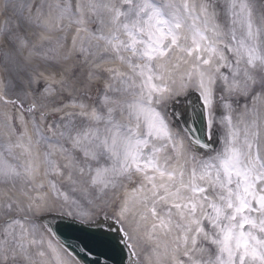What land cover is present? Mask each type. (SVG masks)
<instances>
[{"label":"snow or ice","instance_id":"obj_1","mask_svg":"<svg viewBox=\"0 0 264 264\" xmlns=\"http://www.w3.org/2000/svg\"><path fill=\"white\" fill-rule=\"evenodd\" d=\"M215 3L216 0H5L3 4L4 11L13 8L22 16L26 10L27 22L48 30L64 31L73 23L78 25L72 47L76 49L81 32L87 33L88 46L80 38L77 49L85 62L95 54L90 49L99 48L103 42V52L126 63L131 70L129 74L109 68L111 79L119 81L121 87L105 82L95 97L85 94L88 99L98 100L99 106H90L84 100L74 102L81 109L77 115L89 121L86 127L73 131V121L69 120L63 128L50 126L53 135L46 136L35 117L33 126L36 143L43 141L49 149L57 150L51 143L57 135L54 128L59 129V137L70 141V149L63 145L58 148L66 153L62 167L52 159L53 151L46 152L43 161L57 174L67 170L69 182L78 183L73 176L76 172L80 177L87 176L89 185L98 186L100 191L114 187L119 178L135 185L114 219L124 226L129 204H139L144 210L141 218L150 214L154 220L150 236L157 230L171 235V243L165 244L163 251L157 245V264H264V117L253 110V119L240 128L231 116V100L215 90L219 80L230 96H251L253 101L264 96V27L255 25L248 0H226L224 12L231 27L230 39L225 42L221 26L212 22L218 18ZM64 20H68V26ZM106 23L111 25L108 31L104 30ZM92 24L97 27L93 29ZM237 26L243 29L239 37ZM63 39L66 41L67 36ZM181 64L190 67L176 79L174 72ZM38 82L34 78L31 83ZM189 90L197 93L201 104L200 113L195 104L191 105V116L202 113L205 127L201 138L193 119L186 135L190 147L215 152L206 154V158L195 152L183 156V139L172 131L168 121V102L187 97ZM44 91L53 89L46 83ZM110 93L127 94L128 98L116 99ZM217 100L222 103L216 104ZM5 103L17 101L5 99ZM214 108L226 113L218 121L226 125L219 150L209 143L217 122ZM27 111L37 113L36 105H29ZM37 114L48 116L46 112ZM18 119L23 124L16 145L19 147L27 136V123L23 115ZM8 127L14 125L8 123ZM28 142L31 144V136ZM102 159L107 162L100 163ZM37 167L32 160L22 167L4 160L0 161V175L5 179L31 178ZM51 183L56 188L55 181ZM28 207L33 210L32 204ZM35 210L55 209L37 205ZM79 223L95 225L85 219H79ZM17 225L22 229L17 244L21 254H26L23 237L27 230L20 219L10 218L5 234L15 239ZM95 227L91 233L94 244L105 247L124 240L125 246L131 248L129 241L133 237L126 228L121 237L112 235L110 226L107 232L100 225ZM120 231L117 229V233ZM3 250L7 260V240Z\"/></svg>","mask_w":264,"mask_h":264},{"label":"bare ground","instance_id":"obj_2","mask_svg":"<svg viewBox=\"0 0 264 264\" xmlns=\"http://www.w3.org/2000/svg\"><path fill=\"white\" fill-rule=\"evenodd\" d=\"M23 2L27 3L28 0H23ZM36 2L39 3V0H36ZM195 2L199 3L200 0H195ZM208 2L211 3L212 0H208ZM248 3L251 5L255 25L264 27V0H248ZM225 7L226 0H216L215 11L218 14V18L212 22L218 23L221 26L225 42H227L230 39L229 29L231 24L229 17L224 12ZM24 13L27 14V11L25 10ZM63 23L66 26L69 25L68 20H64ZM28 24V29L25 33L28 34V36H31L30 41H32V45L26 47L30 54L33 53L34 47H36L40 41L44 40L47 35L59 34L62 36H74L78 27V25L73 23L66 27L64 31H57L54 29L48 30L44 27H39L34 23L28 22ZM90 27L94 29L97 25L92 24ZM110 28L111 25L106 23L104 30L108 31ZM14 32L17 33L16 30H14ZM242 32L243 29L237 26L238 37L242 34ZM7 33L8 31L6 29L2 38L3 40L6 38L5 35ZM81 33L84 34L85 32ZM21 34V32L17 33L19 36H21ZM2 39L0 38V46L3 50L7 51L3 47ZM261 39L264 40V37ZM225 54L230 60L233 59L230 52L226 51ZM56 55L59 57V54ZM78 56H82V54ZM106 58V56L103 57L104 60H106ZM123 64L125 67L122 70L130 74L131 70L128 65L124 62ZM4 66L5 63L0 60V98H2L0 99V161L6 160L17 167H22L26 165L29 160H32L34 165H38V167L36 171L32 173L31 178L28 176H21L12 179H5L3 175H0V264H79L56 240L50 236L42 224L37 221L38 216L50 211L35 210V206L40 205L42 208H54V212H60L67 215L68 213H71V215L76 218L92 220L103 207L101 205L99 207L94 206L93 201L91 202L88 199L93 198L94 196L107 197L109 194H113L114 196L124 194L120 200L121 206L125 197L131 189L135 187V185L126 178H119L114 187L110 185L103 191H100L98 186L92 187L89 185L87 176L80 177L76 174V172H73L74 179L78 181V183L73 184L66 179L67 170H64L63 175L51 171L49 166L43 163L44 154L46 152L53 151L52 159L62 167L65 163L66 153H61L58 150L59 145H63L65 148L70 149L71 143L69 140L59 137V129L57 130L55 128L54 131L57 135L53 138L51 143L56 146L57 150L49 149L48 144L43 141L36 143L38 137L33 126V118L35 116L27 111L26 106L34 103L36 105V109L40 110L43 108L45 111L42 112L48 113L46 118L47 122L44 118L37 120L39 121V126L43 130L44 134L46 136H52L53 133L49 131V127L59 125V123L50 121V107L48 106L50 102V92H45V95H41L44 91L45 84L52 83L46 79H36L39 81L38 83H31L32 79L29 82L23 81L22 86L15 89L16 84L10 78V75L7 73ZM189 67V64H181L180 67L176 69L177 72L174 75L175 78L179 79L183 73H186L189 70ZM109 68L120 69L115 65H99L97 70L104 73L109 78V82L115 85V81L111 79L112 74L107 71ZM257 71H260L259 65L257 66ZM96 81L97 80H94V82ZM217 89L222 91L226 100H231L233 106L231 116L233 122L240 128H243L245 124L250 123L253 119V110H255V112H257L261 117H264V96L259 97L255 101L252 100L251 96H230L227 92H225L224 85L219 80L217 81L215 90ZM65 91L74 97H76L79 93L75 94V92L70 88L67 90L65 89ZM86 93L93 97L92 94L83 92V100L90 106H99V101L97 100L96 102H93L92 99H88L85 96ZM110 95L116 99L128 98L127 94L110 93ZM5 99L9 101L15 100L17 103H5ZM215 103L218 104L217 102ZM20 105H23V108H21ZM21 110H24V112ZM216 111L220 113L218 117L217 113H215ZM68 113L72 112H64L60 110V121L65 119ZM225 114L226 113L221 112L217 108H214V117L216 121H219V118ZM20 115L24 116V121L27 123V136H25L22 141L23 146L18 147L16 146L18 143V136L20 131L23 130V124L18 119ZM116 115L118 118L121 117V113L119 111H117ZM8 123L13 124L14 127H8ZM86 123L89 124V121ZM220 126L222 128V142L219 149L222 147L223 138L226 134V125L220 124ZM171 128L172 131L177 134L180 139H182V137L179 136L178 131L172 126ZM28 136H31V144L28 142ZM183 144V156H190L193 151L185 144L184 141ZM8 145H11L10 149ZM180 151L181 150L178 148L177 152L179 153ZM214 154L215 152L211 153V155ZM75 155L79 157L80 153L76 152ZM183 156L180 157L181 162L183 161ZM200 157L206 158V156ZM106 162L107 161L103 159L100 161V163ZM92 163L93 167L97 166V162L93 161ZM52 181H55L56 188L52 187ZM65 196H67V199H65ZM29 204L33 205V210L29 209ZM8 205H11L10 209L8 208ZM134 206L143 210L142 205L134 203L129 204L130 209ZM136 215L137 213L134 211L132 214L133 219ZM10 218L20 219L24 229L27 230V234L23 237V243L27 249L26 254H21L17 244V241L21 239L20 232L22 231L18 225L14 226L16 233L15 239L8 237L5 234V228H7ZM144 221L149 222L150 224L154 222L150 214L144 218ZM127 222L128 218L126 219L125 224H127ZM133 222L135 223L136 221L133 220ZM140 224L142 223L140 222ZM32 239H35L37 243L30 244L29 241ZM5 240H7L8 246L7 260L4 259L5 253L3 250V242ZM131 244L137 252L143 254L141 247L138 246L133 239L131 240ZM41 252L43 255L40 254Z\"/></svg>","mask_w":264,"mask_h":264},{"label":"rangeland","instance_id":"obj_3","mask_svg":"<svg viewBox=\"0 0 264 264\" xmlns=\"http://www.w3.org/2000/svg\"><path fill=\"white\" fill-rule=\"evenodd\" d=\"M12 2L17 3L18 1L12 0ZM9 12L11 13V15L9 14V16L10 17L12 16L11 18H14V20L11 25H8V33L5 35L6 38L3 40V43H5L6 46L8 47L9 51L11 52L10 53L11 56L10 58L9 56L3 57L0 54L1 55L0 60L5 63L4 67L7 73H9L10 78L15 82L16 84L15 89L20 88L23 84V81H26V82L31 81V73H33L34 75L36 74L45 75V72L61 73L64 70L67 74V80L71 81L75 86L78 87V89L82 90L84 88L89 87L95 91H100L102 85L98 83H95V84L89 83L86 80V77L90 75L89 68L91 69V65H88V63L92 59V57L93 59L95 58L96 53L94 55L88 56L87 62H85V58L83 54L80 57V56H76L72 51H70L68 55V60L65 61V58L61 59L60 57V54L62 52L59 53L56 50V45L54 43L49 42L43 46H39V47H36V49H34V52L36 53H34L35 58H33V61H34L33 62L32 59H29L30 57H29V54H28L29 52L27 51V48L26 50L22 49L21 51H17L14 46L16 44L13 42V40H15V41H19L22 44H25L23 43V41H26L27 46L32 45L29 40V38L31 39V36H28V34L25 33L29 25L28 22L24 19V16H27V15L23 13V16H22L18 10L13 9V8H10ZM14 30H16L17 33L21 32L22 33L21 36L17 35V33H15ZM59 38H62V42L64 44L63 48L66 49L68 45V44L66 45L68 38L66 41L63 39V37H59ZM84 40H87V39L85 38ZM95 48L96 47L91 48L90 51L94 53ZM36 54H37V57H36ZM56 54H59V58H57ZM43 55H44V58L42 57ZM10 64H11V67H10ZM74 64H75V68H74ZM66 67H70L72 68V70H70V68L67 69ZM96 74L98 76L101 75L98 72V70L96 71ZM66 83L67 81L64 82V84ZM61 87H62L61 84H59V86L57 87L51 86V88H54V89L56 88L59 89ZM51 101H52V97L50 95V102ZM69 101H73V98L67 96V98L65 99V102L67 103ZM60 104H57V101L54 99V104L52 106L57 107ZM69 120L73 121V125H72L73 131L84 128L88 125L84 119H81L77 117L76 115H72V116H68L65 119L59 121V126L63 128L65 123ZM99 199H100V196H94L93 203L95 205H98L99 202L97 201ZM135 236H136L138 243L143 248V251L146 254H149L150 245L148 244V242L145 239H143L142 235L139 234L138 232H135Z\"/></svg>","mask_w":264,"mask_h":264},{"label":"water","instance_id":"obj_4","mask_svg":"<svg viewBox=\"0 0 264 264\" xmlns=\"http://www.w3.org/2000/svg\"><path fill=\"white\" fill-rule=\"evenodd\" d=\"M81 225H74L73 223L60 220L56 223L55 230L62 236L65 237L69 243L65 242L72 251L76 254H80V256L87 262L88 264H101L100 257L107 258L109 261L114 262L116 264L122 263L124 261V257H126L125 250L117 251L112 248V246H101L94 244L92 242L90 231H86L83 229ZM61 237V238H62ZM76 239L80 241V245L84 247L86 251L95 252L96 258L95 260H91L90 257L85 255L82 251L81 246L76 242ZM63 239V238H62Z\"/></svg>","mask_w":264,"mask_h":264}]
</instances>
